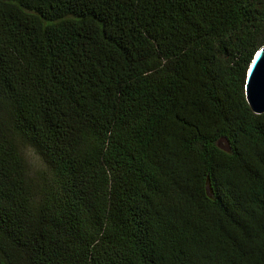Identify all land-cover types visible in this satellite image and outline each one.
<instances>
[{"label": "trees", "instance_id": "obj_1", "mask_svg": "<svg viewBox=\"0 0 264 264\" xmlns=\"http://www.w3.org/2000/svg\"><path fill=\"white\" fill-rule=\"evenodd\" d=\"M260 47L264 0H0V264H264Z\"/></svg>", "mask_w": 264, "mask_h": 264}, {"label": "water", "instance_id": "obj_2", "mask_svg": "<svg viewBox=\"0 0 264 264\" xmlns=\"http://www.w3.org/2000/svg\"><path fill=\"white\" fill-rule=\"evenodd\" d=\"M257 53L261 58L257 59ZM253 61L256 64H253ZM244 94L246 102L255 114L264 113V47L256 50L246 72Z\"/></svg>", "mask_w": 264, "mask_h": 264}, {"label": "rangeland", "instance_id": "obj_3", "mask_svg": "<svg viewBox=\"0 0 264 264\" xmlns=\"http://www.w3.org/2000/svg\"><path fill=\"white\" fill-rule=\"evenodd\" d=\"M23 154L27 163V167L30 170V174L41 173L45 171L41 161L31 149L24 148Z\"/></svg>", "mask_w": 264, "mask_h": 264}, {"label": "snow or ice", "instance_id": "obj_4", "mask_svg": "<svg viewBox=\"0 0 264 264\" xmlns=\"http://www.w3.org/2000/svg\"><path fill=\"white\" fill-rule=\"evenodd\" d=\"M261 58V54L260 53H257V59H260ZM253 64L255 65L256 64V62L255 61H253Z\"/></svg>", "mask_w": 264, "mask_h": 264}]
</instances>
